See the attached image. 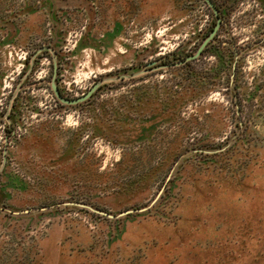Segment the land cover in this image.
I'll list each match as a JSON object with an SVG mask.
<instances>
[{
  "label": "rangeland",
  "instance_id": "1",
  "mask_svg": "<svg viewBox=\"0 0 264 264\" xmlns=\"http://www.w3.org/2000/svg\"><path fill=\"white\" fill-rule=\"evenodd\" d=\"M211 1L186 60L205 0H0V264H264V0Z\"/></svg>",
  "mask_w": 264,
  "mask_h": 264
},
{
  "label": "water",
  "instance_id": "2",
  "mask_svg": "<svg viewBox=\"0 0 264 264\" xmlns=\"http://www.w3.org/2000/svg\"><path fill=\"white\" fill-rule=\"evenodd\" d=\"M205 1L208 4V6L210 7V9L212 10V12L214 13L215 18H216V22H215V25L213 26L212 30L208 34V36L199 45L197 50L193 54L188 56L186 58V60H193V59L199 57V55L201 54V52L205 48V46L214 38V36H215V34L219 28L220 19H219V16L217 15L218 13H217V9H216L215 5L213 4V2L211 0H205ZM51 88H52L55 96L57 97V99L60 102H62L64 104H68V105H74V104H78V103L83 102L86 99H88L92 95V93L96 90L97 84H94L91 88H89V90L85 94H83L77 98H72V99L65 98L64 96H62L55 84L52 83Z\"/></svg>",
  "mask_w": 264,
  "mask_h": 264
},
{
  "label": "trees",
  "instance_id": "3",
  "mask_svg": "<svg viewBox=\"0 0 264 264\" xmlns=\"http://www.w3.org/2000/svg\"><path fill=\"white\" fill-rule=\"evenodd\" d=\"M208 48V47H207Z\"/></svg>",
  "mask_w": 264,
  "mask_h": 264
}]
</instances>
